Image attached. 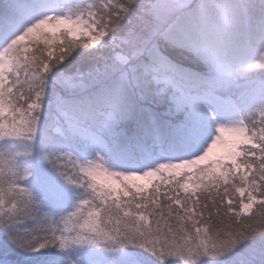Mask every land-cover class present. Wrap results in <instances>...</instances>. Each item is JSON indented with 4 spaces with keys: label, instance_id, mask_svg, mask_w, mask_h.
<instances>
[{
    "label": "snow or ice",
    "instance_id": "obj_1",
    "mask_svg": "<svg viewBox=\"0 0 264 264\" xmlns=\"http://www.w3.org/2000/svg\"><path fill=\"white\" fill-rule=\"evenodd\" d=\"M259 53L264 0H0V264H264Z\"/></svg>",
    "mask_w": 264,
    "mask_h": 264
},
{
    "label": "trees",
    "instance_id": "obj_2",
    "mask_svg": "<svg viewBox=\"0 0 264 264\" xmlns=\"http://www.w3.org/2000/svg\"><path fill=\"white\" fill-rule=\"evenodd\" d=\"M242 30V29H241ZM259 55L264 56V53H259ZM253 211H255V206L253 208Z\"/></svg>",
    "mask_w": 264,
    "mask_h": 264
},
{
    "label": "rangeland",
    "instance_id": "obj_3",
    "mask_svg": "<svg viewBox=\"0 0 264 264\" xmlns=\"http://www.w3.org/2000/svg\"><path fill=\"white\" fill-rule=\"evenodd\" d=\"M139 183H145L146 184L147 182L146 181H139Z\"/></svg>",
    "mask_w": 264,
    "mask_h": 264
}]
</instances>
